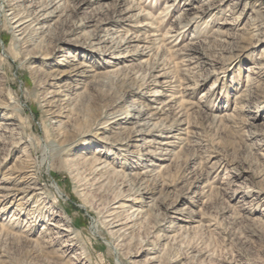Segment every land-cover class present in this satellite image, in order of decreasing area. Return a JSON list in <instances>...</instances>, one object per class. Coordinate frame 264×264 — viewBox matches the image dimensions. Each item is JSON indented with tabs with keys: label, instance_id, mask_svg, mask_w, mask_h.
<instances>
[{
	"label": "rangeland",
	"instance_id": "374dc122",
	"mask_svg": "<svg viewBox=\"0 0 264 264\" xmlns=\"http://www.w3.org/2000/svg\"><path fill=\"white\" fill-rule=\"evenodd\" d=\"M263 52L264 0H0V264H264Z\"/></svg>",
	"mask_w": 264,
	"mask_h": 264
},
{
	"label": "bare ground",
	"instance_id": "6f19581e",
	"mask_svg": "<svg viewBox=\"0 0 264 264\" xmlns=\"http://www.w3.org/2000/svg\"><path fill=\"white\" fill-rule=\"evenodd\" d=\"M195 18H197V17H195ZM11 22H12L11 24L13 25V30L15 32H18L19 34H21L27 27H29L32 24L29 20L26 21L25 18H23V17H17V16L12 17L11 18ZM263 54H264V52H263ZM257 60L258 61H260V60L263 61L264 60V56L262 55L261 58L258 57ZM260 63H258V67H259V65H260V67H261V65H263V64H260ZM7 126H13V124H7ZM21 144H23V143H21ZM169 144L170 143L162 142L160 145L161 146L162 145L163 146H168ZM156 150H157V152L154 153V155L158 156V158L156 159V161H158V162L159 161L160 162L166 161L167 160V157H165V156H167V153H166L167 150L165 148H161V147L156 148ZM151 154H153V153L145 152V155H151ZM93 160H94V162H93V172L94 173H95V171H99V170H102V169L106 168L105 167L106 165L103 162H98L97 163L98 165L95 167V159H93ZM155 166H158V165H156L155 163H152L151 165H148V167H155ZM32 172L33 171H29L28 170V171L24 172V173H28V175L24 174V176L21 177V175H23V173H20V174L16 175V177H13L14 179L13 178H9V179L6 178V179H3L1 181L0 184L1 185H4V186H2L0 188V206L12 194L13 195H16V194L19 193V194L25 196L24 198H27L28 197L26 201L31 200V199H34V198L39 197L41 195V193H40L41 189L38 188L37 183L31 177V173ZM149 172H152V170H149ZM11 180H13L15 182L11 186H6L8 182H11ZM31 192H33V194H31ZM57 192H58V195H60V192L59 191H57ZM29 194H31V195L28 196ZM37 201L38 200H36V202ZM12 220L13 221H16L17 218L15 217ZM67 224L68 223H66L65 225L64 224L63 225H60L61 226L60 227V226L57 225L56 222L52 221L51 223L49 222L48 226H52V227L56 228L58 230V233L57 234L66 233V234L69 235V234H72L71 233V229L72 228L70 229V227ZM118 226L119 225L116 224L114 221H112L111 223H109V228L110 229L111 228L112 229H116V228H118ZM42 233L45 236L49 235V233H50L49 228L48 227H43ZM75 239L76 238H72V240H75ZM73 245L74 244L72 242L70 244H65L64 247H63V248H65V250L64 251H61V255H67L68 254V251H69V248H67V247H69V246L72 247ZM70 251H71V249H70ZM76 255H78V254H76ZM83 259H84L83 257H78V256L72 257V261L73 262L71 264H86L85 262H87V261L83 262L82 261Z\"/></svg>",
	"mask_w": 264,
	"mask_h": 264
}]
</instances>
